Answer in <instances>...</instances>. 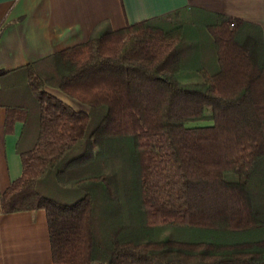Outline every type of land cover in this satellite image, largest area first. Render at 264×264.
I'll return each mask as SVG.
<instances>
[{"label":"trees","instance_id":"obj_1","mask_svg":"<svg viewBox=\"0 0 264 264\" xmlns=\"http://www.w3.org/2000/svg\"><path fill=\"white\" fill-rule=\"evenodd\" d=\"M53 264H264V32L185 7L0 71ZM48 88L90 107L76 110Z\"/></svg>","mask_w":264,"mask_h":264},{"label":"crops","instance_id":"obj_2","mask_svg":"<svg viewBox=\"0 0 264 264\" xmlns=\"http://www.w3.org/2000/svg\"><path fill=\"white\" fill-rule=\"evenodd\" d=\"M185 7L254 23L264 32V0H0V71L84 43L98 27L119 30ZM48 91L77 104L61 91ZM7 115L0 105V264H53L46 211L2 212L3 193L23 172L16 150L23 124L7 132Z\"/></svg>","mask_w":264,"mask_h":264},{"label":"rangeland","instance_id":"obj_3","mask_svg":"<svg viewBox=\"0 0 264 264\" xmlns=\"http://www.w3.org/2000/svg\"><path fill=\"white\" fill-rule=\"evenodd\" d=\"M51 94H53L54 95V92L52 93L51 92ZM57 98H61L62 96H59V95H57L56 96ZM66 99H68V101H67V104H69L70 106H72L73 108H75L76 110H80V111H82V108L80 107V105H81V102H76L75 101V103H77V104H74V102H73V100H69V98H66Z\"/></svg>","mask_w":264,"mask_h":264}]
</instances>
